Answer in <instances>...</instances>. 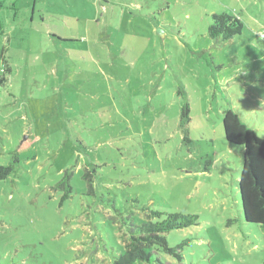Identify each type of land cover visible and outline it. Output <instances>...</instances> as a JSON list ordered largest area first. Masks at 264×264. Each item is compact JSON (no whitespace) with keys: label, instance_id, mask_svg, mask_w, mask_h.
I'll list each match as a JSON object with an SVG mask.
<instances>
[{"label":"rangeland","instance_id":"1","mask_svg":"<svg viewBox=\"0 0 264 264\" xmlns=\"http://www.w3.org/2000/svg\"><path fill=\"white\" fill-rule=\"evenodd\" d=\"M226 107L264 137V0H0V264H111L135 200L198 216L138 264H261Z\"/></svg>","mask_w":264,"mask_h":264},{"label":"trees","instance_id":"2","mask_svg":"<svg viewBox=\"0 0 264 264\" xmlns=\"http://www.w3.org/2000/svg\"><path fill=\"white\" fill-rule=\"evenodd\" d=\"M211 20L208 35L212 39L227 41L242 32L243 23L239 15L212 13ZM185 108L184 113L187 110ZM221 120L226 141L234 147L242 148V163L237 184L241 216L245 222L259 227L264 242V137L257 135L236 108H224ZM10 171V166H0V178L6 177ZM88 173L83 175L87 180ZM68 178L69 174L65 173L58 185L67 186ZM132 205L138 206L137 209L145 220L132 224L135 230L131 231L130 240L111 264H138L150 261L152 254L155 255V251L161 249L173 252V249L167 246L165 234L198 223V216L195 214L166 213L147 205H139L136 200ZM261 264H264V259Z\"/></svg>","mask_w":264,"mask_h":264},{"label":"crops","instance_id":"3","mask_svg":"<svg viewBox=\"0 0 264 264\" xmlns=\"http://www.w3.org/2000/svg\"><path fill=\"white\" fill-rule=\"evenodd\" d=\"M263 36V34H260V37ZM233 39V38H232ZM231 40V39H230Z\"/></svg>","mask_w":264,"mask_h":264}]
</instances>
